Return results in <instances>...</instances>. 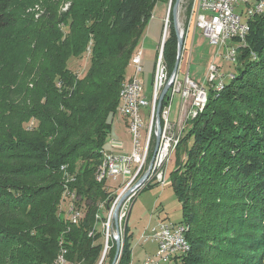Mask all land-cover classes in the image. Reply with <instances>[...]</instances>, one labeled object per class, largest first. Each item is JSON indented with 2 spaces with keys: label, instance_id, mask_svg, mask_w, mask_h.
Segmentation results:
<instances>
[{
  "label": "trees",
  "instance_id": "trees-1",
  "mask_svg": "<svg viewBox=\"0 0 264 264\" xmlns=\"http://www.w3.org/2000/svg\"><path fill=\"white\" fill-rule=\"evenodd\" d=\"M169 1L171 21L175 0H69L64 11L53 2L36 19L0 0V264H50L59 240L69 261L99 263L97 225L115 194L96 170L131 58L156 4L165 13ZM85 52L79 77L67 63ZM176 55L173 28L169 74ZM236 64L235 78L187 120L174 153L171 186L190 248L175 263L264 264V12L249 20ZM62 165L84 209L74 224L61 213ZM123 235L117 264H130L127 225ZM114 255L113 245L110 263Z\"/></svg>",
  "mask_w": 264,
  "mask_h": 264
},
{
  "label": "built area",
  "instance_id": "built-area-1",
  "mask_svg": "<svg viewBox=\"0 0 264 264\" xmlns=\"http://www.w3.org/2000/svg\"><path fill=\"white\" fill-rule=\"evenodd\" d=\"M249 8H256V15L263 13L264 0H192L191 10L187 19V34H194L196 29H200L210 44L219 49L224 47L223 53L220 54L218 52L219 56L224 58V60L236 63L239 48L246 45L249 20L253 17L248 16ZM168 15L169 11L167 10L166 17L163 18L164 28L157 46L150 94L147 96L145 93V87L140 77L143 72V50L141 46L138 56L130 61V66L133 69L132 75L122 81L123 90L117 111L125 118L127 130L132 136L131 150L127 155H120L106 149L108 155H110V180H115L119 176L122 177V182L116 187L124 185V188H127L134 183L129 188L130 192L127 197L129 202H131L136 191L150 181H154L160 186L166 184V170L175 151L174 140L176 134L185 128L188 119L195 117L202 110L201 100L204 93L209 92L210 85L219 84L230 73H223L219 66L209 63L206 71V81L209 86L206 87L202 83L198 84V82L190 79L186 74H181L183 64H181L182 59H180L176 75L166 92L165 103L160 108V138L149 174L141 184H136L140 178L139 176L146 170L154 149L156 102L161 90L171 78L163 56V46L169 23ZM187 43L188 40L183 38L182 49L187 47ZM175 96L180 98L179 114L182 109H185L182 112L184 114L182 120L178 118L172 120L170 117L172 101ZM187 101H189V106L186 109L185 102ZM61 169L64 171L61 205L63 210L61 213L65 214L67 219L74 224V218L82 219L84 209L77 206L78 196L76 190L70 187L74 176L67 172L65 165H62ZM117 202H112L108 208L106 219L101 222L104 237L103 244L104 247L106 246V250L110 248L109 239H113L117 234L110 235V237L108 235L109 221L111 220L114 225L112 211ZM121 218L122 214H118V231ZM97 220H100L99 215ZM179 235V223L170 221L157 222L156 226L150 229L149 234L144 236L145 241L151 240L157 244V250L154 255L146 256L144 264H160L161 260L166 261L175 255H179L182 245V239H180ZM59 246L58 255L50 264H75L66 258V250L62 246L61 240H59Z\"/></svg>",
  "mask_w": 264,
  "mask_h": 264
},
{
  "label": "rangeland",
  "instance_id": "rangeland-1",
  "mask_svg": "<svg viewBox=\"0 0 264 264\" xmlns=\"http://www.w3.org/2000/svg\"><path fill=\"white\" fill-rule=\"evenodd\" d=\"M53 2L57 3L58 9H60L61 11H64L69 5V0H15L13 7L20 14H22V16L28 14L29 16L32 15V17L36 19L40 15V13L43 12L44 7L47 4ZM191 6H192V0L180 1L179 11H178V21H179L180 29L183 32V38L188 40L187 47H185L181 51L182 55L180 56L181 57L180 59H182L181 64L189 63L190 66L189 74H188L189 77L193 78L197 82H201L203 85L207 87L209 86V83L206 81V71L209 63H214L215 65L219 66L221 72L223 73L230 72L233 74H236L237 72V64L224 60V58L219 56L218 52L220 54L223 53L224 47L219 49L218 47L210 44L208 39L203 35L200 29H196L192 41L193 33L187 34L186 31L188 27L187 19L191 10ZM167 10L168 9H166L164 13L163 3L158 2L156 4L153 11V15L150 21L148 22V25L145 29L144 36L142 38L140 45L144 52V59L142 63L143 72L140 74V76H142L141 78L145 82L144 90L147 96L150 94V90H149L151 89L150 81H152L151 79L153 77L154 67L156 63L155 54L157 52V48H158L157 45H159L158 43L160 41L162 35L161 33L164 28L163 18L166 17ZM171 21L169 20L167 26L166 39L170 35L171 29L174 28L173 22L171 24ZM88 52H85V54H83V56L81 57L78 58L71 57L68 60L67 63L68 68L71 71L75 72L79 77H83L90 66L91 57ZM178 62H180V60ZM194 71H196L195 74L197 78L193 77ZM132 73H133V69L131 66H129V68L127 69V77H130ZM229 80L231 79H228L227 77L224 78L225 82H229ZM212 86L213 84L210 85L211 90H213ZM222 89H220L219 91H221ZM219 91H215V92H219ZM187 106H189V101L185 102L186 109ZM183 110L185 109H182V112ZM182 112H180L179 114V110H178V113L176 115L177 117H175V119L178 118L182 120L184 118V114ZM170 115H171L170 116L171 119L175 120L174 118H172L173 115L172 114ZM184 131L185 130L183 129L181 132L180 139ZM110 136H111L110 138H114L115 140L119 141V142L115 141V143L123 144L125 149L124 152L118 150H113V151L110 150V151L120 155L129 154L132 145V136L127 130L125 124V118L118 111L116 112L112 120ZM109 142L110 140L107 142V144ZM174 153L175 151L173 152V155L171 156L170 159L171 161L167 166L166 184L164 186L163 185L160 186L156 184L154 181H150L149 183H147V185L145 184L141 189L136 191L131 202L127 201V197L129 195L128 194L126 197H124L125 199L120 205L119 215L122 214V218L121 221L119 222V236L123 243L124 228L125 225H127V236H128L127 243L129 245V248L131 249V256H130L131 264H144V260L147 255L152 256L155 254L157 250V244L151 240L145 241L144 236L149 234L150 229L156 226L157 222H159L158 220L179 223V225L181 224L187 229V226L185 224L180 223L183 220V214H182L180 202L171 186V171L175 168ZM139 177H141V175ZM109 180L110 178L107 181ZM121 182H122V177L120 176L117 177L115 180H110L108 182L106 190L111 194H115V198L113 199L112 202L118 201L120 196L124 195L125 192H127L129 188L134 184V183L131 184L127 188H124V185H120L119 187H116V185H118ZM110 223L112 226L113 224L111 220ZM101 225L102 223L99 222V224L97 225V229L100 230L101 233H103V227ZM111 226H110V232H112V230L115 231V224L113 225L112 228ZM90 234H92V232ZM102 238L104 243L103 235ZM109 245L110 247L114 245L116 250L115 241L111 238L109 239ZM108 250L109 248L106 250V253ZM106 253L102 261L100 262L101 256L103 254L102 251V254L99 259L100 263L97 264H112V262L110 263V256H106ZM179 262L180 261L177 260V263H175L173 259H168L166 261L161 260L160 264H180Z\"/></svg>",
  "mask_w": 264,
  "mask_h": 264
},
{
  "label": "water",
  "instance_id": "water-1",
  "mask_svg": "<svg viewBox=\"0 0 264 264\" xmlns=\"http://www.w3.org/2000/svg\"><path fill=\"white\" fill-rule=\"evenodd\" d=\"M180 1L181 0H175L173 5H172V8H171V14H172V21L171 22H173L174 31H175V35H176V38H177L176 60L174 61L175 63H174L173 70L171 72V76H170L171 78L166 83L164 88L161 90V92L159 94V97L157 99V102H156V106H155V142H154V149H153L152 155L150 156L151 158H150V161H149V164H148L146 170L143 172V174L139 178L138 183H136L138 185L141 184L146 179V177L149 174V171H150L149 169L151 168L152 161H153V156H154L155 151L157 149L159 138H160V130H161L160 108H161V105H162V101H163V99L165 97V94H166V92H167V90H168V88H169V86L171 84V81L174 78V76L176 75V72H177V69H178V65H179L178 61L180 60L182 44H183V34H182L181 29H180V25H179V21H178V11H179V6H180ZM170 7H171V5H170V1H169V4H168V8L169 9H168V11H170ZM129 192H130V190L125 192L123 197L121 196V198L118 200L114 210L112 211L113 212L112 218H113V222L115 224L116 233H117L114 236V238H113L114 241H115V244H116V250H115V255H114L112 264H117L118 263L120 255H121V252H122L123 243H122V241L120 239V236H119V233H118V214L120 212L119 211L120 205L123 202V200L125 199L124 197H126ZM105 251H106V246L103 249V254L101 256L100 262L102 261L104 255H105Z\"/></svg>",
  "mask_w": 264,
  "mask_h": 264
},
{
  "label": "bare ground",
  "instance_id": "bare-ground-1",
  "mask_svg": "<svg viewBox=\"0 0 264 264\" xmlns=\"http://www.w3.org/2000/svg\"><path fill=\"white\" fill-rule=\"evenodd\" d=\"M254 14H256V8H249L248 9V16H253ZM171 15V14H170ZM140 48L137 50L136 53H134V55L132 56V58H135L136 56H138V52H139ZM131 58V60H132ZM167 62V61H166ZM169 69V68H168ZM227 78L229 79H232L235 77V75L233 73H229V75L226 76ZM225 84V81H224V78L223 80H221V82H219V84H213L212 88L214 91H219L220 89H222ZM122 90H123V83L121 84V87H120V90H119V101L121 100V93H122ZM207 98V93H204V96L202 97V104L205 102ZM181 132L176 134V138L174 140V148H176L178 142H179V139H180V136H181ZM110 155H108V152L106 151L105 154H104V157H103V160L101 162V164L97 167V170H96V179L98 181H101L105 178H110ZM121 198V197H120ZM103 206V204H100V207ZM108 211V210H107ZM98 215H96L97 217ZM80 218H74V222H77ZM113 224V223H112ZM110 226H111V223L109 221V226H108V235L110 237L113 236L116 231H113L110 232ZM113 227V225L111 226V228ZM185 227L183 225H179V231H180V239H182V245H181V248H180V253H184L186 251H188L189 249V245H188V242L186 240V237L184 236L185 235ZM119 233V231H118ZM104 249V248H103ZM106 253V251H105Z\"/></svg>",
  "mask_w": 264,
  "mask_h": 264
},
{
  "label": "crops",
  "instance_id": "crops-1",
  "mask_svg": "<svg viewBox=\"0 0 264 264\" xmlns=\"http://www.w3.org/2000/svg\"><path fill=\"white\" fill-rule=\"evenodd\" d=\"M196 31V30H195ZM194 35V34H193ZM192 41H193V37H192ZM158 46V45H157ZM192 49V48H191ZM190 49V50H191ZM157 53V52H156ZM190 53H191V51H190ZM155 57H156V54H155ZM143 59H144V52H143ZM142 63H143V61H142ZM209 65V64H208ZM189 63L188 64H183V66H182V75H187L188 77H189ZM195 72L196 71H194V73H193V77H195V78H197L196 77V74H195ZM140 77H142V76H140ZM190 78V77H189ZM190 79H192V80H194L193 78H190ZM141 80H142V78H141ZM152 80V79H151ZM195 81V80H194ZM142 82H143V85L145 84V82H144V80H142ZM197 82V81H196ZM199 83H201V82H198V84ZM150 85H151V81H150ZM145 86V85H144ZM150 90V89H149ZM151 91V90H150ZM179 104H180V98H179V96H175V98L173 99V101H172V118H174L175 119V117H177L176 115H177V113H178V110H179ZM111 136L109 135V138L107 139L108 141L110 140V142L107 144V142H106V144H107V146L105 145V150L107 149V150H118V151H121V152H124V146H123V144H117V143H115V141L116 142H119V141H117V140H115L114 138H110ZM116 145V146H115ZM158 221H160V220H158ZM131 264V263H130Z\"/></svg>",
  "mask_w": 264,
  "mask_h": 264
}]
</instances>
